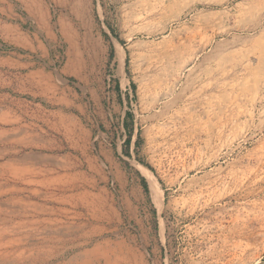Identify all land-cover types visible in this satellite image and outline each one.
<instances>
[{
    "label": "rangeland",
    "instance_id": "1",
    "mask_svg": "<svg viewBox=\"0 0 264 264\" xmlns=\"http://www.w3.org/2000/svg\"><path fill=\"white\" fill-rule=\"evenodd\" d=\"M0 217V264H264V0H0Z\"/></svg>",
    "mask_w": 264,
    "mask_h": 264
},
{
    "label": "bare ground",
    "instance_id": "2",
    "mask_svg": "<svg viewBox=\"0 0 264 264\" xmlns=\"http://www.w3.org/2000/svg\"><path fill=\"white\" fill-rule=\"evenodd\" d=\"M31 163H32V162H31ZM20 180H21V179H20ZM45 184H46V183H45ZM8 185H9V184H8ZM42 194H43V193H42ZM57 195H58V194H57ZM17 206H18V205H17ZM19 209H21V207H17V209H13V210H11V211L18 215V214H21V212L23 211V209H21V210H19ZM12 212H11V213H12ZM10 216H11V215H10ZM4 217H5V216H4ZM0 219L3 220L4 218H3V217H0ZM73 228H74V227H73ZM76 231H77V230H76ZM28 232H29V231H28ZM56 232H57V231H56ZM74 232H75V231H74ZM1 233H2V232H1ZM11 233H12V232H11ZM43 233H44V232H43ZM43 233H42V234H43ZM8 234H9V233H8ZM19 234H20V233H19ZM56 234H57V233H56ZM59 234H60V233H59ZM0 235H1V234H0ZM2 235H3V234H2ZM7 236H8V235H7ZM7 236H6V237H7ZM26 236H27V235H26ZM3 237H4V235H3ZM3 237H2V238H3ZM0 238H1V236H0Z\"/></svg>",
    "mask_w": 264,
    "mask_h": 264
},
{
    "label": "trees",
    "instance_id": "3",
    "mask_svg": "<svg viewBox=\"0 0 264 264\" xmlns=\"http://www.w3.org/2000/svg\"><path fill=\"white\" fill-rule=\"evenodd\" d=\"M129 139L126 140V142H128Z\"/></svg>",
    "mask_w": 264,
    "mask_h": 264
}]
</instances>
